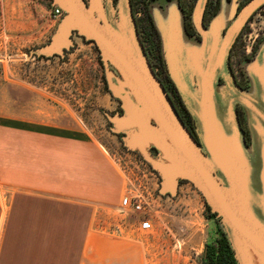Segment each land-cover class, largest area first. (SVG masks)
I'll return each mask as SVG.
<instances>
[{"label":"water","instance_id":"1","mask_svg":"<svg viewBox=\"0 0 264 264\" xmlns=\"http://www.w3.org/2000/svg\"><path fill=\"white\" fill-rule=\"evenodd\" d=\"M51 1L64 15L50 43L35 53L61 54L71 44L73 33L91 41L106 66L109 90L122 107L121 113L108 118L115 132L125 135V145L139 152L160 175L161 192L174 194L180 180L190 182L220 219L237 263L264 264V49L250 68L257 97L246 92L227 69L233 43L264 0H248L240 10L234 5L230 15L235 13V18L223 35L222 17L210 27V22L204 25L207 0H201L192 21L204 40L200 48L193 47L196 57L201 54L193 68L185 66L183 35L189 34L179 1L175 12L163 20L158 17L157 21L151 12L162 37L169 75L194 118L197 138L148 59L130 0H120L119 10L114 6L117 0H111L112 8L107 0ZM221 73L231 93L225 110L216 90ZM238 103L249 113L255 160L248 151ZM226 110L231 111L227 119Z\"/></svg>","mask_w":264,"mask_h":264},{"label":"rangeland","instance_id":"2","mask_svg":"<svg viewBox=\"0 0 264 264\" xmlns=\"http://www.w3.org/2000/svg\"><path fill=\"white\" fill-rule=\"evenodd\" d=\"M178 1L187 8L192 6L194 13L201 0ZM39 2L41 9L26 5L20 7L16 2L12 4L10 0H0V122L7 123L6 115L12 113L15 101L19 107L17 112L25 113L26 116L33 114L45 121L88 131L108 148L115 162L126 173L128 193L137 195L147 211L130 213L125 219L124 232L111 235H125L136 243L142 252L141 264H201L205 244L214 233L213 225L206 215L204 197L190 182L184 180H180L174 194L162 193V180L157 171L139 152L125 145L124 134L115 132L108 116L116 114L110 112L116 104L107 108L106 95L114 102L116 97L109 90L106 66L100 62L99 52L92 42L73 33L71 44L61 54L35 53L50 43L59 24L52 13V1ZM107 4L112 8L111 0H107ZM118 4L120 0L114 4L117 10ZM237 4L239 10L244 5L240 4V0H222L220 11L210 21L209 27L222 17L223 35L235 18L236 14L231 16L230 12ZM176 9L177 0H153L150 4L157 21L169 17ZM28 23L30 29H27ZM194 27L198 39L183 35L184 58H191L188 63L191 68L194 63L200 62L201 56L194 55L193 47L200 48L204 40L202 33ZM242 29L231 62L234 74L241 83L247 84L245 91L257 97L250 68L252 61L264 49V3L254 10ZM256 45V53L252 55ZM221 76L216 90L220 106L225 110L228 100H231V93L225 73H221ZM245 112L250 144L248 151L255 160V139L249 113L246 109ZM7 205V190L0 184V232L5 223ZM114 211L113 217L119 219ZM145 218L152 221V228H137L139 220Z\"/></svg>","mask_w":264,"mask_h":264},{"label":"crops","instance_id":"3","mask_svg":"<svg viewBox=\"0 0 264 264\" xmlns=\"http://www.w3.org/2000/svg\"><path fill=\"white\" fill-rule=\"evenodd\" d=\"M10 1L41 9L39 0ZM13 103L0 122V184L8 196L0 264H141L136 243L104 231L128 190L108 148L82 128L26 116ZM114 103L106 95V107Z\"/></svg>","mask_w":264,"mask_h":264},{"label":"trees","instance_id":"4","mask_svg":"<svg viewBox=\"0 0 264 264\" xmlns=\"http://www.w3.org/2000/svg\"><path fill=\"white\" fill-rule=\"evenodd\" d=\"M130 1H131L132 13H133V16H134V19L136 22L139 37L141 35L145 39V44H146L145 46L146 47H144V49L147 48V49H145V52H146V50L148 51L149 55L152 56V58L156 62V65L159 68V70L162 73L164 72L165 75H167L168 80L171 84V88L175 91L176 97L178 98V105L175 104V102L172 98L171 99H172L179 115L181 116L182 120L184 121L185 125L191 131V133L197 138L194 118H193L192 114L190 113V111L187 109L186 105L184 104L183 99H182L174 81L172 80L171 76L169 75L167 66L165 68L166 62H165V65L163 63L164 56H163V49H162V37H161V34H160V32H159V30H158V28L154 22V19H153V16L151 14V10H150V4L153 0H130ZM247 1L248 0H245V2L243 4H245ZM179 6L183 12L185 30L189 35L193 34V32H194L193 21H192L193 7L190 6L189 8H187L186 5L180 1H179ZM206 9L209 10V13L211 16L209 19V21H210L211 18L213 16H215L220 9L219 0H215V1L214 0H207L205 11H206ZM205 11H204V16H205ZM137 22H138V24H137ZM203 22H204V25L207 26L208 23H205L204 19H203ZM243 30H244V28L242 29L241 34H242ZM140 40L143 44V41L141 38H140ZM238 40H239V37H238V39L236 38L232 47L236 46ZM89 42H91V41H89ZM143 46H144V44H143ZM256 50H257V46H255L254 52ZM146 54H147V52H146ZM100 62L102 63L101 59H100ZM157 77H158V75H157ZM158 79L161 81V79L159 77H158ZM161 83H162V81H161ZM164 88H165V86H164ZM165 90H166V88H165ZM166 92L168 93L167 90H166ZM239 109L242 112L241 106H239ZM242 114H243V112H242ZM242 114L240 115L239 118H240L241 126L245 132L246 141L249 144V141H248L249 132L245 127L246 118ZM205 205H206V211L209 212L211 215L216 217V214L214 212H211L210 207L208 206V204L206 202H205ZM219 220L220 219L218 218V221ZM219 230H220V234H221L220 237H218L216 240L211 241L210 243L206 244V250L204 252L201 264H238L237 260L235 258V255H234V251H233L231 244L229 242V239H228L225 231L221 227V225H219Z\"/></svg>","mask_w":264,"mask_h":264},{"label":"flooded vegetation","instance_id":"5","mask_svg":"<svg viewBox=\"0 0 264 264\" xmlns=\"http://www.w3.org/2000/svg\"><path fill=\"white\" fill-rule=\"evenodd\" d=\"M245 2V0H240V4L242 5L243 3ZM219 4H220V7H221V4H222V0H219ZM210 13H209V10L208 9H206V11H205V16H204V21H205V23H208L209 24V19H210ZM137 24H138V22H137ZM208 24H207V26H208ZM193 29H194V32H193V34H190V37H196L197 39L199 38V36H198V34H197V32H196V29H195V27H194V24H193ZM140 38L142 39V41H143V44H144V47H146L145 45V39L140 35ZM257 46V45H256ZM145 49H147V48H145ZM235 50V47H232V49L230 50V61H229V63L227 64V69H228V71L234 76V78L236 79V82L242 87V88H245L246 87V85L247 84H243V83H241V81H240V79L239 78H237V75L236 74H234V69H233V63L231 62V60H232V55H233V51ZM146 52H147V56H148V59H149V61H150V63H151V65H152V67H153V69H154V71L156 72V74L158 75V77L161 79V81H162V83H163V85L165 86V88H166V90L168 91V93H169V95H170V97L174 100V102H175V104L176 105H178V98L176 97V94H175V91L171 88V84H170V82H169V80H168V77H167V75H165L164 74V72L162 73L160 70H159V68L157 67V65H156V62L154 61V59L152 58V56H150L149 55V53H148V51L146 50ZM253 54L252 55H254L255 53H256V51L254 52V49H253ZM163 63H164V65H165V59L163 60ZM165 68H166V65H165ZM116 105L114 106V108H112V109H110V112L111 113H121L122 112V107H121V104H120V102L118 101V100H116V103H115ZM239 106H241V105H237V112H238V116L240 117V113H242L243 112V115L245 116V118H246V115H245V109L241 106V108H242V112H241V110L239 109ZM180 111V110H179ZM153 152H155L154 150H153ZM185 181V180H184ZM206 215H207V218H208V220H209V222H210V224H212L213 225V236H211L210 235V237L212 238L209 242H206V244H208V243H210L211 241H214V240H216L218 237H220V230H219V225H220V221H218V217H215V216H213V215H211L209 212H207L206 211ZM206 244H205V250H206ZM205 250H204V252H205Z\"/></svg>","mask_w":264,"mask_h":264},{"label":"built area","instance_id":"6","mask_svg":"<svg viewBox=\"0 0 264 264\" xmlns=\"http://www.w3.org/2000/svg\"><path fill=\"white\" fill-rule=\"evenodd\" d=\"M52 13L56 21H60L64 15L63 9L57 5H54ZM115 210L120 218H115V221L109 223L108 227L104 228L106 233L113 235L116 233L121 235L124 232L123 229L126 226L125 219L130 213L147 212L144 207V202L137 195H130L128 190ZM137 228L143 230L150 229L152 228V221L148 218L139 220Z\"/></svg>","mask_w":264,"mask_h":264}]
</instances>
